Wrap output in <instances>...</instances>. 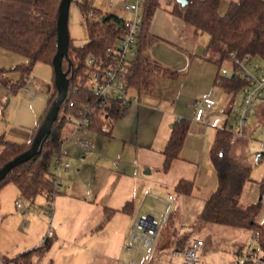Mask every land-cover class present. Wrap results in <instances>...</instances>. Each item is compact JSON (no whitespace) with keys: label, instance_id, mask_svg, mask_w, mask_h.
<instances>
[{"label":"trees","instance_id":"1","mask_svg":"<svg viewBox=\"0 0 264 264\" xmlns=\"http://www.w3.org/2000/svg\"><path fill=\"white\" fill-rule=\"evenodd\" d=\"M61 0H0V47L19 53L27 58L26 62L14 66L19 72L18 79L10 87L17 89L25 84L35 62L41 61L52 67V58L56 52L58 6ZM170 12L194 29L208 35L205 56L218 68L225 60L234 67V58L259 55L264 60V0H232L226 12L218 11V0H188L181 7L176 0H170ZM78 6L84 17L88 39L81 45H73L69 36L67 56L62 58L61 68L68 80L64 98L55 105L54 117L50 128L42 137L34 155L24 162L13 166L0 180V189L13 183L21 197L33 200L37 194H44L47 204L58 193L54 190V160L61 152L64 140L63 128L69 116L77 118L86 107L93 112L88 114L89 130L111 135L112 127L120 112L119 102L114 98L100 97L92 87L87 58L94 56L106 60L120 35L127 30L126 18L114 12L93 7L87 1H79ZM157 0H144L141 8V32L146 31L158 8ZM93 17L88 18V11ZM131 61L126 70L128 86H148L149 79L143 78L140 63ZM226 66V65H224ZM53 70V69H52ZM166 70H169L166 68ZM170 72L169 74H172ZM54 79V74H53ZM52 79L51 88L45 106L34 127L31 139L26 142L9 140L0 135V168L26 151L41 125L48 109L57 95ZM217 83L228 93H235L245 85V80L232 74L216 76ZM70 102L72 103L70 105ZM264 117V100L259 113ZM190 127L185 117L174 119L168 139L162 149L163 164L166 170L171 161L178 157ZM234 134L225 126L216 127L209 148V158L218 176V185L205 198L201 211L197 214V223L211 222L238 227L257 236V246L264 251V221L256 219L253 206L242 207L240 196L244 185L250 180V167L232 154ZM260 197L264 196V179L257 182ZM192 180L180 178L175 185L178 193L192 191ZM129 203L122 206L126 210ZM106 210L105 218L109 212ZM170 216L166 220L169 222ZM189 232H183L176 238L180 249ZM56 236L54 231L45 234L39 245L27 248L6 260L7 264H37L49 251ZM254 261L244 260L241 264ZM240 264V263H239Z\"/></svg>","mask_w":264,"mask_h":264},{"label":"crops","instance_id":"2","mask_svg":"<svg viewBox=\"0 0 264 264\" xmlns=\"http://www.w3.org/2000/svg\"><path fill=\"white\" fill-rule=\"evenodd\" d=\"M81 1H87L97 9L114 12L115 14L123 16L124 18H129L131 16V12L122 10L120 5L125 2H133L134 0H114L115 4L113 6L109 5V0ZM143 1L144 0H142V3L139 6L140 14ZM168 3L171 4L170 0H168ZM156 11L153 17L155 16ZM166 13L167 20L170 23H174L175 25H180L184 29H188L186 27L187 24H185L184 22V24H182V22L178 23L176 22V20H172L171 17H178L177 15L172 14L170 11H167ZM153 17L147 30L144 32H140L135 45L136 54L132 59V61L136 58L138 59L137 61L140 63V68L142 71L141 74L143 78L149 79L150 83L146 87H144L143 85H139L137 87L128 86L130 89H128L129 93L135 95L136 100L130 102L125 107L120 109L119 116L115 121L111 131V134H113L114 131V135L119 138L122 145V155H116L112 161L115 170L104 172V181L102 183L94 184L93 186L91 184H86L85 193L87 197L85 195H82L81 192H76L78 190L77 186L70 185L67 186L65 190L61 191L60 189V191L54 196L52 200L53 202L56 197L62 198V200H59L61 201V204L58 205L57 208H62L65 218H59L57 208L55 211H53L54 217L59 221H62H60L61 224L57 223L59 227L57 231L54 232L56 236L54 243H56V245H59L61 251L66 255V259L64 261L65 264H131L133 259L136 264H181V258L178 254L179 249L176 244V238L178 235L182 234V231H177L175 228L172 229L170 235H168V233L166 234L165 241L161 240L163 231H160L156 237L155 242L148 249V251L146 250V252L144 250H139L135 253L132 248L125 249L124 247L125 243L129 240L130 227L135 213L138 210H141L144 212L155 214L154 212H150V209H152L153 207L152 205H150V198H152V194H160V196L152 199L163 200H161V207H157V210H160V214H162L165 209H167L168 211V217L170 216V220L169 222L166 221L165 225L168 223L173 224V217L176 210L172 207V200L174 198V194L178 193L175 190V185L180 178L188 179V177H186L187 175H185L184 173L173 176L171 172H168L167 170L164 171L161 168L163 159L162 149L164 148V145L168 139L171 124L174 119L185 116H181L177 113V111H175V101H173V112L171 113L167 109L160 108V110L156 106L153 107L151 104L147 103L145 101V95H153L157 90L158 93L163 96L162 98L169 99L171 98L168 94L169 86L175 85L178 80L181 81L178 89H176L175 92H177V90L180 93L182 92L183 81L186 79L185 74L186 72L191 70L193 60L196 65L200 66L204 70L207 68V72L210 69L208 63H215L205 56L207 40L203 47H196L197 39L202 34L201 31H198L194 28H189L191 30L188 31H190L193 38L195 37L194 39H192L191 41H186L185 39L181 38L183 40L181 41L182 43L180 42L181 39L173 41L151 30V22L153 20ZM178 18L181 20L180 17ZM160 41L172 43L181 49L187 47V56L189 57L187 64L180 67L179 65L174 64L166 59L157 60L151 54V48L153 47V45ZM26 61L27 58L25 56L0 47V70L3 72V77L0 82V91H5L2 98L6 99L5 104H3L0 111V135H3V137L6 139L18 142H28L31 139L32 131L36 126L39 116L45 106L53 79L52 70L50 83H46L44 91H39V88L42 87V84H38L39 82L37 78L34 75L31 76L30 74L26 79L25 84H28L33 88L34 94L32 95L25 94L21 88H11L10 85L19 77V72L14 69V66L18 63ZM220 67L218 68V66L216 65V73L213 77L214 83L218 82L216 81V76L218 74L222 76L220 74ZM166 68L169 70H166ZM172 71L173 73L169 74ZM45 73L47 75V72ZM49 75L50 73L48 74V76ZM47 82H49V79ZM158 82L159 84L157 85ZM157 86L159 88H157ZM242 88L237 91L238 93L227 92L229 95L224 99L225 113L228 114L230 110L240 102L242 98ZM210 92H212V90H210L209 93ZM236 94H238L239 96V101L235 104L233 98ZM205 95L213 96L216 100H218L219 96L218 94H194V97L190 101V106L192 108L191 115L190 117H185L190 120V127L188 129L189 131L185 137V142L181 147L178 157L173 159L172 163H178L176 161L179 159L187 160L188 156L186 154L188 153L186 152L189 144H194V159L197 160V158H199L198 161L200 163H205L207 161L206 150L207 140L209 139L210 135L209 128H207L206 130L201 129L200 126L203 124V119L194 120L193 116L195 100ZM261 103L262 102H260L258 107L256 108V113H259ZM13 110H17V113L14 114V116L12 115ZM152 112H155V114L159 112L157 119H160L156 124L155 130L157 131V133H153L148 138V134H142L140 136L137 130L140 117L142 118V120H145L147 114H150ZM211 112L212 109L209 110L205 114V116L207 117L211 114ZM226 120L227 119H225V121ZM259 121L262 122L261 119ZM71 124L72 128H70L69 132L74 129L73 123ZM130 133H133V137L135 138V141H131L132 144L135 142V145L133 144V147L127 146V142L129 141L127 135L130 136ZM214 134L215 131H213L211 138L212 136L214 138ZM64 136L65 137L62 145L68 138L67 134ZM244 136L245 133L242 136L237 137L238 139H242L243 141ZM196 153H198V155ZM66 173L67 171L65 172L60 169L58 171V176L60 177L62 174H64L65 176ZM112 177H116V184L111 183L110 179ZM11 185L13 184H6L1 189V195H5L3 192L4 189H9L13 192L14 188ZM171 190L173 192H170ZM213 190L214 187H212L211 185L207 186V190L205 192L206 195L203 196V200ZM262 198H264V196L260 197L259 199L261 200ZM126 203H129L128 208L126 210H121L122 206ZM106 210L113 211H110L109 215L105 218ZM29 212L30 210L28 209V213ZM33 212L36 213H33V215H39V212H37L36 210H34ZM40 219L44 224L46 223L45 219ZM31 224L32 221L28 218L24 220V225H26L27 227H30ZM79 224H82L81 229L77 228V225ZM193 225L199 226L205 232H209V228L206 222H201L199 224L197 223V216ZM63 227H65V230H61ZM171 227H173V225ZM230 233L233 234V232ZM246 233H248V237H250V233L248 231H246ZM40 234L41 233H39V235ZM192 236L195 235H190L189 237ZM195 237L203 239L204 245L202 247V253L204 255V250H206L208 246L207 240L202 236ZM54 243H52V245H54ZM156 248L158 249L157 252H155ZM244 250L245 249H242L240 247L236 250L235 253L237 254V256H239L240 253ZM47 253L45 254V256L47 255ZM124 257H127L129 259H125ZM123 259H125L126 262ZM236 260L234 261L236 264L243 262V260H240L239 263H237ZM3 262L5 261L0 259V263ZM40 262L41 261H39L37 264H40ZM258 263L261 264L264 262ZM44 264L60 263H56L55 259H52L51 256L46 260ZM198 264H201V262L199 261Z\"/></svg>","mask_w":264,"mask_h":264},{"label":"rangeland","instance_id":"3","mask_svg":"<svg viewBox=\"0 0 264 264\" xmlns=\"http://www.w3.org/2000/svg\"><path fill=\"white\" fill-rule=\"evenodd\" d=\"M78 1L81 0H71L68 10L67 26L71 43L73 45H81L88 39L84 17L80 12ZM157 1L159 6L156 9V14L151 22V30L173 41L180 40L181 38L185 39L186 41H191L194 39L195 37L193 38L190 31H188L193 29V27L186 25L188 29H184L180 25H175L174 23H170L167 20L166 12L171 8V4L168 3V0ZM218 1V11L224 13L226 12L229 3L232 0ZM171 18L172 20H176L178 23L182 22V24H184L183 21L178 17ZM201 33L202 34L200 37H198L196 42L197 48L203 47L208 38L206 33ZM182 39L180 42L183 41ZM187 49V47L181 49L172 43L160 41L153 45L151 48V54L157 60L166 59L182 67L187 64L189 58L187 56ZM250 62L251 64H247V67L254 73H256L254 67H264V60L259 55L252 56ZM222 64L229 66L230 60H225ZM208 66L210 69L207 72V68L204 70L200 66L196 65L193 60L191 70L185 74L186 79L183 81L182 92L180 93L178 90L175 92L176 89H178L181 81L178 80L175 85L169 86L168 94L171 97L169 99L162 98L163 96L159 94L157 90L153 95H145V101L147 103L151 104L153 107L156 106L158 109H167L171 113L173 112V101H175V111H177L179 115L185 117H190L191 115L192 108L190 106V101L194 97V94L199 93L219 95L218 100H216V105L212 108L211 114L207 117L204 116L203 124L200 126V128L203 130L209 128L210 135L209 139L207 140L206 150L207 161L205 163H200L198 161L199 158H197V160L194 159V144H189L186 152L188 154L185 153L188 156L187 160L179 159L176 161L178 163H172L173 161H171L169 167L166 169L168 172H171L173 176L184 173L187 175L186 177H188V179L192 180L193 187L192 193L174 194L172 207L176 210V212L173 217V224H163L164 227L162 226L160 229V231H163L161 240L165 241L166 234L168 233V235H170L173 228H175L177 231H182V233L189 232V235L202 236L206 238L208 246L207 249L204 250V255L202 253V249L200 251L201 264H236L234 262L238 257L235 253L236 250L240 247L242 249H246L247 240L249 239L248 233H246L245 230L238 227L206 222L209 232H205L199 226L193 225L195 223L197 213L201 211L203 207V196L206 195L205 192L207 190V186L211 185L214 187V189H216L218 185V176L208 154L210 145L213 141V136L211 138V135L213 131H215L216 126L219 127L225 123V119H227V122L231 120V117H228V114L225 113L224 110V99L227 98L229 94L225 92L220 85L214 83L213 81V77L216 73V64L209 62ZM44 71L47 72V75ZM49 73L50 75L48 76ZM30 74L31 76L34 75L37 78L39 82L38 84H42V87L39 88V91H44L46 83H50L51 81L52 67L47 63L37 61L32 66ZM48 79L49 82H47ZM158 84L159 82L157 85ZM157 88L159 87L157 86ZM210 90H212V92L209 93ZM4 92L5 91L3 90L0 91V99L3 97ZM233 99L234 103L236 104L239 101L238 94H236ZM5 101L6 99H1L0 111L3 104H5ZM259 103V101H255L256 108L258 107ZM16 113L17 110L12 111L13 116ZM158 115L159 112L156 114L155 112H152L147 114L145 120H142L140 117L137 127L140 136L142 134H148V138L153 133H157V131H155L156 124L160 119H157ZM260 119L262 122L259 121ZM70 128H72V124L70 122H67L63 128V135L67 134L68 138L62 145L63 156L59 170L61 169L65 172L67 171V173L65 176L62 174L59 177L62 180L61 184H59V191L60 189L62 191L65 190L67 186L73 185L77 186L79 190L76 191L77 193L81 192L82 195L87 197L85 193L86 184H91L93 186L94 184L102 183L104 181V172L115 170L112 161L116 155H122V145L119 138L114 135V131L113 134L107 135L103 132L89 129L85 131H73V129L69 132ZM262 131L264 132V117L256 112H252L245 122V136L243 141L242 139H238V137L235 136L234 143L231 148L232 154L238 160L250 167V180L244 185L242 194L240 196V205L242 207L253 206L254 203L260 201L259 206H257V208H255L253 211L256 219L259 221H264V198L261 200L259 199L260 191L257 186V182L264 179V155L258 162L253 161V155L256 151L264 153V139ZM130 134V136L127 135V138H129L127 146L133 147L135 142L132 144L131 141H135V138L133 137V133ZM79 137H85L91 142V149L88 152H85L78 145L77 138ZM196 154L198 155V153ZM162 164L163 159L161 168ZM162 170L164 169L162 168ZM115 179L116 177H112L110 179L112 184H116ZM11 186L14 188L13 192L9 189H4L3 192L5 195H1V189L3 187L0 189V259L5 262L15 254L23 251V249L40 244L43 241L45 234H47L50 230L54 232L57 231L59 227L57 223L61 224L62 222L61 220L60 222L54 217L53 212L56 210L57 206L61 204V201L59 200H62V198H55L51 205V214H48L46 210L49 205L47 204L46 198L42 193L37 194L33 200H28L20 196V193L14 184ZM170 192L173 191L171 190ZM157 196H160V194L151 195L152 198H156ZM152 198H150V205L153 207L150 209V212H154L156 216H160V210H157V207H161L162 199H158V201ZM17 202L22 204L24 208L27 207L30 212L27 214L19 212L16 208ZM34 210L39 212L38 216L33 215V213H35L33 212ZM57 210V213H59V218H65L62 208H57ZM39 217L45 219L46 223L44 224ZM26 218L32 221L30 227L24 225V220ZM172 225L173 227H171ZM81 227L82 224L77 225L78 229H81ZM61 230H65V227H63ZM230 232H233V234ZM39 233L41 234L39 235ZM141 250H144L145 252L146 250L148 251V249L145 248H142ZM157 250L158 249L156 248L155 252H157ZM259 254H262V252L259 251ZM51 256L52 259H55L56 263L65 264L64 261L66 259V255L61 251L59 245H56V243L52 245L50 251L41 260L40 264H44ZM125 259L129 258L126 257ZM125 259L123 260L125 261ZM251 264L259 263L258 261H254V263Z\"/></svg>","mask_w":264,"mask_h":264},{"label":"built area","instance_id":"4","mask_svg":"<svg viewBox=\"0 0 264 264\" xmlns=\"http://www.w3.org/2000/svg\"><path fill=\"white\" fill-rule=\"evenodd\" d=\"M141 3L142 0H134L133 2H125L120 5L122 10L131 12V16L126 18L127 30L117 39L108 58L106 60L97 59L94 56L87 58V64L91 67L89 76L94 92L100 97L116 99L119 102L120 109L136 100V96L129 93V87L126 81V70L136 54L135 45L141 32V14L139 13ZM114 4V0H109L110 6ZM93 16L91 10L86 14L88 18H92ZM251 58L252 56L250 55L241 59L234 58V67L231 68L224 65L220 67V74L222 76L235 74L245 80V85L242 88V98L228 113V117H231V120L229 122L225 121L223 124L235 136H242L244 134L246 120L252 112H256L255 101L262 102L264 100V67H254L256 73L249 70L247 64H251ZM2 77L3 72L0 70V82ZM19 88L27 95L34 94L33 88L28 84H24ZM215 103L216 99L213 96L205 95L197 98L194 103V120H202ZM92 112V110L84 107L77 118L72 116L68 117L70 123L74 125V131L88 130V114ZM262 133L264 139V132L262 131ZM77 143L85 152L91 149V142L85 137L77 138ZM263 155V152L256 151L253 155V161H260ZM62 156L63 151L61 146L60 155L54 160V190L57 192H59V184L62 182L58 176ZM48 205L47 213L50 214L51 203H48ZM16 208L23 214L28 213V208H24L19 202L16 203ZM167 218V209L160 216L138 210L133 217L129 240L124 245L125 249L132 248L135 253L142 248L149 249L155 242ZM203 245L204 241L199 237L192 236L185 240L182 247L178 250L181 264H198ZM259 251L262 254H259ZM240 260L264 262V251L258 248L257 236L255 234H250L246 249L238 256L237 263ZM1 264L7 263L3 262ZM131 264H136L134 259Z\"/></svg>","mask_w":264,"mask_h":264},{"label":"water","instance_id":"5","mask_svg":"<svg viewBox=\"0 0 264 264\" xmlns=\"http://www.w3.org/2000/svg\"><path fill=\"white\" fill-rule=\"evenodd\" d=\"M71 0H61L58 6V19H57V43H56V52L52 58V69L54 74V85L57 89V95L51 103L46 116L44 117L41 125L37 129L30 147L17 155L15 158L11 159L9 162L4 164L0 168V180L5 176V174L13 167L18 165L21 162L29 159L32 155L35 154L39 143L45 133L51 126L53 117H54V108L55 105L60 102L67 91L68 80L61 68L62 58L67 56L68 43H69V32L67 26L68 20V10ZM181 7H184L188 0H176ZM260 198V197H259Z\"/></svg>","mask_w":264,"mask_h":264}]
</instances>
